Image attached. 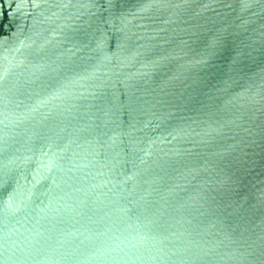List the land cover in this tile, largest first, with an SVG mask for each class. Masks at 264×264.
Here are the masks:
<instances>
[{
  "label": "water",
  "instance_id": "obj_1",
  "mask_svg": "<svg viewBox=\"0 0 264 264\" xmlns=\"http://www.w3.org/2000/svg\"><path fill=\"white\" fill-rule=\"evenodd\" d=\"M0 264H264V0H0Z\"/></svg>",
  "mask_w": 264,
  "mask_h": 264
}]
</instances>
